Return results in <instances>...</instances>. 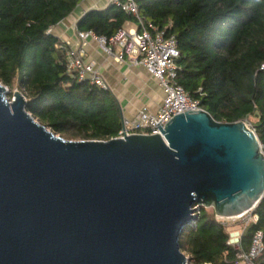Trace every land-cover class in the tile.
I'll return each mask as SVG.
<instances>
[{
    "label": "water",
    "instance_id": "water-1",
    "mask_svg": "<svg viewBox=\"0 0 264 264\" xmlns=\"http://www.w3.org/2000/svg\"><path fill=\"white\" fill-rule=\"evenodd\" d=\"M8 94L0 83V264H187L179 239L200 208L228 219L264 198L245 121L199 109L153 136L66 140Z\"/></svg>",
    "mask_w": 264,
    "mask_h": 264
},
{
    "label": "trees",
    "instance_id": "trees-1",
    "mask_svg": "<svg viewBox=\"0 0 264 264\" xmlns=\"http://www.w3.org/2000/svg\"><path fill=\"white\" fill-rule=\"evenodd\" d=\"M83 0H0V83L17 89L26 111L68 140L108 141L122 127L110 91L78 82L66 70L68 47L51 28ZM143 26L173 37L179 51L173 84L219 123L245 121L264 152V0H136ZM136 18L110 3L88 10L80 31L113 36ZM141 26L138 25V30ZM257 223L241 236V249L228 245L227 227L212 209L200 208L194 225L179 239L189 264H238L256 230L264 239V198L256 205ZM264 264V250L254 261Z\"/></svg>",
    "mask_w": 264,
    "mask_h": 264
},
{
    "label": "built area",
    "instance_id": "built-area-1",
    "mask_svg": "<svg viewBox=\"0 0 264 264\" xmlns=\"http://www.w3.org/2000/svg\"><path fill=\"white\" fill-rule=\"evenodd\" d=\"M110 3L136 18L137 24L141 26V31L122 28L113 36L107 37L97 35L91 30H77L76 36L79 43L74 47H68L67 73L78 82H86L89 85L109 91L108 84L94 65L85 62L83 59V43L89 38L96 42L97 47L105 55L118 62L143 66L149 75L159 83L163 91L162 104L155 114L146 109H141L133 120L123 119L122 127L116 138H124L130 135L153 136L159 134L158 125L163 128L174 116L201 109L199 102L192 99L181 87L173 84L177 70L176 60L179 58L175 39L165 37L164 32H159L151 26L150 30L146 29L138 16L136 0H110ZM115 48L118 52L114 51ZM262 68L264 69V65ZM254 209L242 215L225 219L233 222L239 221L238 229L228 233V245L235 250L241 249V236L244 229L250 223L255 224L258 221ZM221 224L227 227L225 222H221ZM263 250V233L256 230L250 239L248 251L237 254L238 264L241 261L245 264H254Z\"/></svg>",
    "mask_w": 264,
    "mask_h": 264
},
{
    "label": "crops",
    "instance_id": "crops-1",
    "mask_svg": "<svg viewBox=\"0 0 264 264\" xmlns=\"http://www.w3.org/2000/svg\"><path fill=\"white\" fill-rule=\"evenodd\" d=\"M110 4V0H83L77 9L66 19L51 28V33L67 47L76 46V23L88 10H101ZM123 28L138 30L134 21H126ZM84 61L92 63L109 86L123 119L133 120L141 109L155 114L162 104L163 91L145 68L138 64L120 63L105 55L92 39L83 43ZM115 52L118 50L115 48Z\"/></svg>",
    "mask_w": 264,
    "mask_h": 264
},
{
    "label": "rangeland",
    "instance_id": "rangeland-1",
    "mask_svg": "<svg viewBox=\"0 0 264 264\" xmlns=\"http://www.w3.org/2000/svg\"><path fill=\"white\" fill-rule=\"evenodd\" d=\"M14 91H19V90H17V89H15V90H13L12 91V93L14 92ZM7 97L10 99V100H12V98H13V94H11L10 95V91H9V94L7 95ZM65 139V138H64ZM66 140H68V139H66ZM75 141H80V140H75ZM217 219V218H216ZM217 221L219 222V223H221V222H225L226 223V225H227V231H228V233L230 232V231H232V230H237L238 229V223H239V221L237 220V221H232V220H230V221H227V220H221V219H217ZM187 257V256H186ZM190 262H189V260H188V262H187V264H189ZM239 264H245L243 261H241Z\"/></svg>",
    "mask_w": 264,
    "mask_h": 264
}]
</instances>
